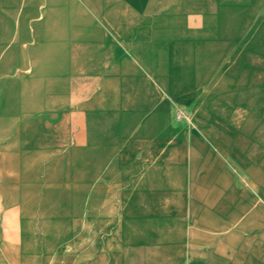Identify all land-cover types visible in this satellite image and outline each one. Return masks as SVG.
Segmentation results:
<instances>
[{"label":"crops","instance_id":"0c3cea01","mask_svg":"<svg viewBox=\"0 0 264 264\" xmlns=\"http://www.w3.org/2000/svg\"><path fill=\"white\" fill-rule=\"evenodd\" d=\"M256 62L264 77V0H0V162L15 175L17 158L99 152L155 207L153 231L186 239L173 261L204 264L211 239L212 264H247L264 249V181L253 197L236 175L264 157L247 161L234 81ZM193 104L190 128L173 121Z\"/></svg>","mask_w":264,"mask_h":264},{"label":"rangeland","instance_id":"374dc122","mask_svg":"<svg viewBox=\"0 0 264 264\" xmlns=\"http://www.w3.org/2000/svg\"><path fill=\"white\" fill-rule=\"evenodd\" d=\"M259 66L252 63L250 76L234 81L247 85V161L264 157V77ZM29 96L34 100L35 95ZM196 117L195 104L173 112V121L189 128ZM64 128L76 131L81 148L85 127ZM89 154L77 150L71 159L17 158L11 164L15 175L0 162V264H178L172 260L179 258L173 246L186 239L154 232L148 214L155 207L133 204V192L123 188L113 158ZM251 169L247 164V174L236 175V180L247 182V193L256 197L264 173ZM211 241H204V264H212L216 248ZM263 254L264 249L247 250V264H261L249 258ZM236 257L245 262L241 253Z\"/></svg>","mask_w":264,"mask_h":264}]
</instances>
